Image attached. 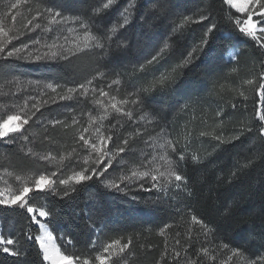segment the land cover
I'll use <instances>...</instances> for the list:
<instances>
[{"label": "trees", "instance_id": "16d2710c", "mask_svg": "<svg viewBox=\"0 0 264 264\" xmlns=\"http://www.w3.org/2000/svg\"><path fill=\"white\" fill-rule=\"evenodd\" d=\"M3 1L0 0V5L4 4ZM36 2L48 7L62 6L61 10L67 14H89L95 0ZM135 3L133 19L123 29L131 48L123 52L116 48L110 59L113 56L117 58L108 63L106 71L117 72L125 87L135 90L136 94L139 92L141 104L150 112L157 114L156 107L170 108L185 103L188 112L195 111L193 116L198 120L204 118L203 121L207 122L203 128L198 121L185 122L194 130L190 132L194 136L200 135L197 131L202 128L213 135L206 136L202 145L189 153L192 156L195 154L197 161H193L192 156H186L179 163V172L187 180L181 189H171L167 194L156 196L144 192L139 197H128L122 191L106 188L101 179L93 178L77 186L78 190L68 197L61 198L60 194L50 192L33 193L32 202L39 201L55 208L49 230L61 250L70 255L94 257L101 244L120 238L126 242L131 237L132 244L124 253V259L117 264H157L158 261L160 264H186L188 260L198 261V264H220L230 254L229 250L235 247L242 248L246 258L258 259L264 256V137L259 135L262 122L256 113L264 111V101L256 88L264 82L259 79L264 73V49L237 30L234 20L245 17L224 5L223 0H174L176 7L172 14L163 22L156 21V27L147 29V36L137 19L147 11L141 7L144 0H135ZM201 14H207L208 19L189 22L179 32L172 31L168 36L170 49L157 61L142 70L136 66L141 61V54H154L168 27L167 23L174 18L179 22L184 15L198 21ZM113 15V11L106 10L95 17L99 28L103 29ZM4 19L7 27L19 28L25 33L14 39L8 48L21 43L29 44L27 37L31 32L23 29V24L18 26V21L13 22L11 16ZM210 23L217 27L210 34L208 45L198 49L187 65L177 67L180 59L199 45ZM233 54L237 56L235 60L230 58ZM104 63L107 61L101 64ZM233 68L234 72L231 71ZM89 72L90 66L81 58L72 59L71 63H60L59 60L4 59L0 54V93H7L0 95V105H8L0 107V116L12 111V104L22 106L27 100L26 89L10 81H51L65 85L70 79L79 82V78ZM161 76L169 77L163 85L157 83ZM249 79L255 80L256 84H246ZM38 100L40 112L25 126L31 143L24 142L35 153H67L72 147L71 130L61 125L52 127L49 123L59 116L58 106L50 105L48 100L47 104L43 103L46 99ZM36 102H31L29 107ZM170 114L167 111L165 116ZM183 119L180 117L181 121ZM249 127L251 132L247 131ZM216 134L229 142L221 144L213 138ZM237 134L239 139H230ZM21 141L17 138L15 143L0 140V172L4 169L22 174L44 172L43 161L21 153L24 145ZM249 160L252 161L250 166L244 167ZM10 178L13 180L14 176ZM229 207L231 211L226 214L225 209ZM192 215L204 220L213 229L207 237L198 225H191ZM166 225L170 227L165 229ZM189 227L192 229L191 240L187 236ZM161 229H165L163 236L160 235ZM29 230L33 235L38 232L24 210L0 206V233L16 237L22 252L19 257L0 252V264H45L38 244L26 238ZM176 240L180 241V245H176ZM165 242L167 256L161 259ZM223 244H228L229 248L223 249ZM202 247L214 252L216 260L204 256L199 251ZM174 248L181 251L179 261L172 259ZM184 249H187V255ZM231 264H237L235 258Z\"/></svg>", "mask_w": 264, "mask_h": 264}, {"label": "snow or ice", "instance_id": "6c2138e0", "mask_svg": "<svg viewBox=\"0 0 264 264\" xmlns=\"http://www.w3.org/2000/svg\"><path fill=\"white\" fill-rule=\"evenodd\" d=\"M117 2L118 0H100L99 5L92 9L93 17L101 15L102 12L112 8ZM21 3L27 4L28 0H17V2L10 4V9L19 8ZM223 4L227 5L230 9H234L236 13L244 14L245 18L243 20L240 18L235 19L237 30L255 41L261 49H264V0H223ZM61 7L45 6L43 10L37 7L31 17L22 25L23 29L27 32L40 30L44 33H53V25L71 23L77 25L79 30L77 28H68L67 32L69 35H55L51 38V43L47 42L42 36L33 38L31 41L32 45H38L39 47H30L26 43H21L19 46H13L9 49L8 45L25 33L14 27H7L5 19L0 17V54H3V58L15 57L18 60L34 61L65 60L71 63L72 57H78L81 53H91L94 58L102 59L112 53L113 45L121 51L131 48V42L125 33L119 30L126 29V26L131 22L133 16L132 10L136 7L135 0H128L126 6L117 10L120 18L116 23L105 24L103 29L98 28L97 31H93V26L96 24L93 17L86 18L83 15L66 16ZM141 7L146 8L147 11L142 12L137 19L141 21L140 27L144 30L143 34L147 36V29L156 27V21L163 22L164 19L172 14L176 6L174 0H144ZM10 14V12L6 13V15ZM19 15H21L19 12L11 15V20L15 22ZM206 19H208L207 14H201L198 21L184 15L172 31L174 33L179 32L189 22L195 23ZM229 19L231 20L232 17L229 16ZM216 27L214 23H210L207 26L199 45L189 51L177 67L187 65L194 58V54L198 49L202 50L208 45L209 36ZM55 31H59V29ZM168 48L169 45L165 43L147 63L151 64L157 61ZM116 58L113 56L104 64H100L99 59H97L93 69L94 75L91 78H86L83 82L75 84L73 87H67L64 93L57 92V89L60 88L59 84L48 83L44 85L45 88L57 93L60 100L73 99L77 93L87 98L90 91L92 93L98 92L99 97L95 98L93 103L102 111L97 116H92L89 113L88 126L76 130L73 143L78 144L79 149L72 147L67 153L54 155L51 151L41 154L35 153L31 147H28L26 151L24 148H21V151H24L26 156L38 161H45L49 164L55 161L58 165L57 169L51 172L33 173L31 175L20 172H9L8 169H4L5 175L14 176L15 181L18 182V186L15 189L8 186L7 179L0 177L6 185L5 188H0V206L4 208H19L27 213L30 223L37 226L38 232L33 235L31 230H29L26 233V238L29 241L34 240L38 244L45 264H117L118 260L124 259V253L132 244V238L129 237L126 242H122V238L110 240L104 244L101 250L97 251L94 257L67 254L61 250V247L56 243V237L49 230L50 220L55 217V208L42 204L39 201L32 202L31 194L50 192L53 195L60 194L61 198H65L71 193L76 192L78 190L77 186L83 185L87 181L93 180V178L99 180L101 177H104L101 183L106 188L114 191H123L125 194H127L129 183L149 178L153 182L152 187L165 194L171 189H181L182 184H187L186 177L178 171L179 161H184L185 155L182 152L178 153L179 160H174L170 153H177L176 142L164 136H160L158 142L149 145L154 149L152 154H145L146 158L139 162L132 161L130 167L122 169V174L118 178L111 179L105 177V173L113 167L114 163L119 165L126 163L125 157L121 154L131 151L132 148L129 138H122L119 142L114 140V133L111 129L116 126L115 124H109V131L105 132L103 130V122L108 120L113 113L117 116L132 119V112L124 106L129 103H139L138 99H117L116 96L111 95L105 89H97L93 85L94 80L105 76V73L101 69L107 67L108 63L113 62ZM230 58L235 60L237 56L233 54ZM140 67L142 70L143 65ZM231 71L234 72L235 69L233 68ZM167 79L169 77L161 76L157 83L163 85ZM259 79L260 81H264V73L260 74ZM9 83L17 87L21 85V82L18 80L10 81ZM28 83L31 84L32 82L29 81ZM245 83L254 85L256 81L249 79ZM112 84H119V80H113ZM111 86V84L108 85L109 88ZM256 91L260 95L261 100L264 101V82L257 85ZM239 94L244 96L243 92ZM0 95H7V93H0ZM12 95H15V93H12ZM30 99L37 102L31 104L30 107L27 100L22 106L12 104L10 107L13 109L18 108V110L9 111L0 116V140H3L5 143H15L16 137L10 136V134H19V139L31 143L30 136L27 134L28 129L25 126L29 125V122L33 120L37 112H40V101L37 97H30ZM53 102H55V98H53ZM43 103L47 104L48 101L45 100ZM233 106L235 107V105ZM0 107H8V105H0ZM217 115H220V113H217ZM256 116L262 122L259 128V135L264 137V111H257ZM141 119H144V117H141ZM49 123L52 127H56L57 125H61L64 129L71 127V125L59 119L50 120ZM78 123L79 121L73 117L72 125ZM119 123L120 121L116 120V124ZM247 131L251 132L252 129L249 127ZM140 134L141 130L137 129L134 134L130 135L139 136ZM200 135L213 134L211 132H201ZM213 138L221 144L229 142V140L224 139L219 134L214 135ZM230 139H239V134ZM110 143L113 145L111 148L109 147ZM156 148L159 151H155ZM80 153H83L82 163L77 159ZM192 160L197 161L198 157L194 154ZM66 161L67 163H65ZM251 162L249 160L244 167H249ZM65 171H67V175H65ZM58 172L60 176L57 179H53V177H57ZM235 175L236 173L233 172V176ZM122 184L124 185L123 188L121 187ZM140 187H143V184ZM230 211V207L225 209L226 214H229ZM191 225H198L205 237L213 231L204 220L196 215L191 216ZM167 227L170 226L166 225L165 229ZM165 229H161V236L165 234ZM187 236L189 240L193 238L191 227L188 229ZM68 243H72L71 239L68 240ZM175 243L176 245H180L179 240H176ZM93 246H95V241H93ZM221 247L223 249L229 248L228 244H223ZM20 248V241L16 237L12 235L5 236L3 233H0V252L7 256L19 257L22 255ZM199 251L204 256H210L213 261L216 260L215 253L210 252L208 247H202ZM229 251L230 254L227 255L226 259H222L220 264H231L234 258L237 264H264V256H260L258 259H248L245 256V251L240 247L231 248ZM184 252L187 255V249H184ZM166 256L167 242H165V252L162 253L161 259H164ZM180 258L181 251L174 248L172 259L179 261ZM157 264H160V262L158 261ZM186 264H198V261L188 260Z\"/></svg>", "mask_w": 264, "mask_h": 264}, {"label": "rangeland", "instance_id": "374dc122", "mask_svg": "<svg viewBox=\"0 0 264 264\" xmlns=\"http://www.w3.org/2000/svg\"><path fill=\"white\" fill-rule=\"evenodd\" d=\"M17 0H5L3 1L4 4L0 5V17L7 18L10 17L11 15H15L16 12H19L21 15L17 16V21H18V26L21 24L26 23V20L31 17V15L36 11L37 7H39L41 10H43V7L46 5L41 4L36 2V0H28L27 4L21 3L20 7L17 9H10V4L15 3ZM100 3V0H95V3L93 4V7L90 10L89 14H83V13H71L67 14L64 13L66 16H73V15H83L86 18L93 17L92 9L98 6ZM128 3V0H118L117 4H115L112 8L108 9L110 11L114 12L113 17L111 18L109 23H116L119 20V12L117 11L118 9H122L124 6H126ZM48 7V6H47ZM31 9V11H29ZM106 11V10H105ZM104 11V12H105ZM11 13L10 15H6V13ZM103 13V12H102ZM101 13V15H102ZM179 14V13H178ZM244 15V14H242ZM100 16V15H99ZM97 17V16H95ZM95 17L93 19L95 20ZM133 19V16H132ZM131 19V20H132ZM175 19V18H174ZM174 19L171 20L170 23L168 24V27L164 30V34H162L157 49L154 52L153 55H156V53L159 51V49L167 43L169 45V48L166 49L165 51H168L170 49V43H169V35L172 34V29L180 22L174 21ZM241 19V18H240ZM243 20V19H241ZM96 21V20H95ZM178 21V20H177ZM44 22V21H42ZM131 23V22H130ZM129 23V24H130ZM235 23V20H234ZM128 24V25H129ZM127 25V26H128ZM126 26V27H127ZM54 29L53 33H44L40 30H37L35 32H31L27 39H29V46L30 47H39L38 45H32L31 41L33 38H36L38 36H42L47 40V42L51 43V38L54 37L55 35L63 34V35H69L67 32L68 28H77V25H73L71 23H66L64 25H53L52 26ZM100 27V24L96 22V24L93 26V31H97V29ZM17 29V28H16ZM19 29V28H18ZM56 29H59V31H55ZM169 29V30H168ZM23 31V30H22ZM119 31L123 32V29H120ZM125 33V32H124ZM119 34V32H118ZM242 34V33H241ZM244 35V34H242ZM245 36V35H244ZM247 37V36H245ZM249 38V37H247ZM251 39V38H249ZM63 42V41H61ZM116 50L115 45H113L112 52ZM7 51V49H6ZM123 52V51H120ZM142 57L139 59V63L136 65L137 67H140L143 65L144 67H147L151 64H148L147 61L151 59L153 55H150L149 53L141 54ZM76 58H81L83 61L86 63L87 66H90V71L88 74H86L84 77H81L78 80L70 79L66 82L65 85L55 83V82H45V81H31L32 83L29 84V81H20L21 85L20 88L26 89V97H27V103L28 105L31 102H35L36 100L30 99V97H37V99H46L50 101V105L58 106V111H59V116H56V119L62 120L65 123L71 125V127L67 128L70 129L72 132V147H77L79 149L78 144L73 143V137L76 133V130L81 128V127H87L89 124V113L92 116H97L102 110L99 109L97 105L93 103V100L95 98L99 97L98 92L97 93H92L91 91L89 92V95L87 98L82 97L79 95V93L76 94V96L73 99L70 100H60L57 96V93H54L51 91V89H47L44 87L45 84L52 83V84H59L60 88L57 89V92L59 93H64L67 87H73L75 84L83 82L86 78H91L92 75H94V66L97 62V59H99V63L101 64L102 62L109 61L110 60V55L106 56L102 59L100 58H94L91 53H81L78 57H72V59ZM183 58V57H182ZM159 59V58H158ZM27 61H34V60H27ZM44 61H56V60H44ZM181 61V59H180ZM59 62H65V60H59ZM141 68V67H140ZM104 73L105 76L103 78H99L97 80L93 81V85L99 89L103 88L106 91H108L111 95H114L117 97V99H124L127 98L129 100L133 99H138L139 103L132 104L129 103L128 105H125L124 107L132 112V119H128L127 117L124 116H117L115 113L112 114V116L109 117L108 120H105L104 123V131L108 132L109 131V124H115L116 126L111 129V131L114 133V140L119 142L120 139L122 138H129L130 140V145L132 150L128 151L126 153H122L121 155L125 157L126 163L123 165H119L114 163L113 167L108 170L107 173H105V177H109L111 179H116L122 174V169L128 168L131 166L132 161L139 162L143 159L146 158L145 154H152L154 152L153 147H150L149 145H153L154 143L159 141L160 136H164L166 138L172 139L173 141L176 142L175 146L177 149V153H170L172 155V158L174 160H179L178 153H183L186 156H192L189 153L198 148L199 146L202 145V143L205 141L206 136L210 135H196L194 136L190 130H193L191 128L190 124H187L185 122H196L201 123V127L203 128V125H207V122L205 123L204 118H201L198 120L195 116H193L195 111L188 112L187 105L178 103L174 107L170 108H159L156 107V113L150 112L146 110V108L141 104L140 99H139V92L136 94V91L130 88L125 87L123 85V80L122 77L117 73V72H109L106 71V67L101 69ZM133 71V70H132ZM113 80H119V84H112ZM112 85L111 88L108 87V85ZM41 97V98H39ZM53 98H55V102H53ZM101 99H107V98H101ZM25 102H23L24 104ZM22 104V105H23ZM10 110L12 111H17V109L11 108ZM111 111V109H109ZM169 111L171 112L170 115L165 116L166 112ZM217 114V113H216ZM164 115V116H162ZM75 117L79 123L76 125H72V118ZM141 117H144V119H141ZM180 117H183V121L180 120ZM116 120H119L120 123L116 124ZM202 122H199L201 121ZM40 121V120H38ZM151 121V122H149ZM42 122V121H41ZM203 123V124H202ZM205 123V124H204ZM215 123H213L214 126ZM186 126H188L186 128ZM95 127V125H93ZM209 127V125H208ZM207 127V128H208ZM200 129L198 134L201 132H206L205 129ZM137 129L141 130V134L139 136L135 135H130L134 134ZM163 130V131H161ZM194 131V130H193ZM16 134H10V136H15ZM19 135V134H18ZM34 137V136H33ZM18 140L19 137H16ZM147 142V143H146ZM23 145L22 148L26 149L28 147H31L27 143H25L23 140L21 141ZM71 147V148H72ZM109 147H113L112 143L109 144ZM197 150V149H196ZM70 151V150H69ZM155 151H159L158 148L155 149ZM21 153L25 154L24 151H21ZM192 154V153H191ZM82 155L83 153H80L77 156V159H79L82 163ZM45 163L44 167V172H51L55 171L58 167L55 161H53L51 164L43 161ZM181 161H179L180 163ZM67 163V161L65 162ZM179 171V168H178ZM34 173V172H33ZM33 173H27L28 175H31ZM25 174V173H23ZM67 171H65V175H67ZM60 176V173H57V177H53V179H57ZM0 177H3V179H7L8 181V186L11 188L15 189L18 186V182L15 181V179L11 180V176H7L4 174V172H0ZM3 179H0V188H5L6 185L3 183ZM101 180L104 179V177L100 178ZM127 183V182H126ZM143 184V187H140V185ZM153 182L149 179L145 180H140L135 183H129L128 184V189H127V194L123 192L124 195L128 197H139L142 195L144 192L149 193L151 195H159L161 192L157 191L155 188L152 187ZM121 187L123 188L124 185L122 184ZM149 189V190H145ZM177 190V189H174ZM120 192V191H118ZM132 193V194H131ZM151 197V196H149ZM106 244V243H105ZM104 244H101L98 250H101ZM97 253V252H96ZM121 260H118L117 263H119Z\"/></svg>", "mask_w": 264, "mask_h": 264}]
</instances>
